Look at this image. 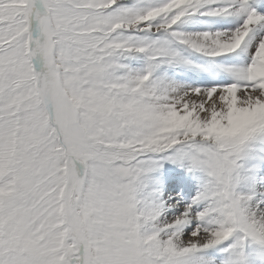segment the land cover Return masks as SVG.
Returning a JSON list of instances; mask_svg holds the SVG:
<instances>
[{
    "label": "snow or ice",
    "instance_id": "snow-or-ice-1",
    "mask_svg": "<svg viewBox=\"0 0 264 264\" xmlns=\"http://www.w3.org/2000/svg\"><path fill=\"white\" fill-rule=\"evenodd\" d=\"M0 264H264V0H0Z\"/></svg>",
    "mask_w": 264,
    "mask_h": 264
}]
</instances>
